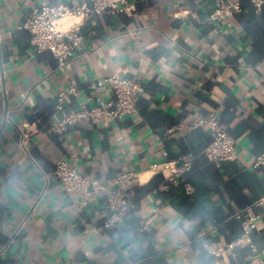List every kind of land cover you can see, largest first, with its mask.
I'll list each match as a JSON object with an SVG mask.
<instances>
[{"label": "crops", "instance_id": "obj_1", "mask_svg": "<svg viewBox=\"0 0 264 264\" xmlns=\"http://www.w3.org/2000/svg\"><path fill=\"white\" fill-rule=\"evenodd\" d=\"M61 1L86 0H0V249L25 222L0 264H261L264 166L255 164L264 155V5L258 10L242 0V12L214 21L221 0H133L128 14L85 20L78 59L61 71L52 54L36 53L22 29L34 8ZM150 43L157 46L145 51ZM113 75L144 81L138 114L86 121L63 134L50 129L63 90L78 88L65 101L69 110L99 106L112 95L105 79ZM7 112L31 133L46 172L61 159L102 180L138 172L136 208L120 226L104 229L111 212L101 193H92L86 207L53 179L40 198L45 180L17 149L19 134L3 120ZM210 112L238 138L237 160L207 159L206 128L176 130ZM177 160L191 161L192 169L176 183L153 169ZM247 208L257 217L251 235L257 252L248 244L228 249L243 235L235 215Z\"/></svg>", "mask_w": 264, "mask_h": 264}, {"label": "built area", "instance_id": "obj_2", "mask_svg": "<svg viewBox=\"0 0 264 264\" xmlns=\"http://www.w3.org/2000/svg\"><path fill=\"white\" fill-rule=\"evenodd\" d=\"M250 1L258 10L264 5V0ZM132 7L133 0H86L80 5L72 6L63 1L56 5L43 4L32 10L24 22L22 29L29 32L30 42L36 53L48 52L52 54L58 60L59 70L66 71L71 69L78 59L77 51L81 47L82 34L81 26L78 30H73L60 38H57V34L48 31L51 21L63 14L60 12L61 8L73 14H79L83 11L85 20H87L105 14H128L131 12ZM242 11V0H221L217 9L211 15V19L214 21H226ZM61 27L64 28L63 25ZM53 48L55 51L52 50ZM105 81L108 83L112 95L106 103L95 107L81 105L75 110L67 109L65 107L66 99L70 96H77L78 88L75 85H70L63 90L58 95L56 110L50 121V129L63 134L70 126L80 125L86 121L91 123L120 121L139 113V99L145 93L143 80L113 75L105 79ZM3 120L5 123L14 125L19 134L17 149L35 165L45 180L44 191L40 195V198H43L46 189L50 186L53 179L58 180L62 184L68 196L79 195L83 205L86 207L90 203L92 193H101L105 197L111 212L110 216L102 224V228L104 229L120 226L125 216L136 208L137 204L133 200L132 193L134 185L140 180L138 172L119 171L102 180L80 173L77 167L66 159L59 160L52 172H46L38 164L33 154L31 133L26 128L20 127L8 112L3 115ZM199 128H206L212 134V140L204 151L207 159L217 165L238 159L239 140L228 131L217 113L197 114L190 122L181 121L176 126V130H185L187 132H193ZM261 166H264V155L258 157L255 164L256 168ZM153 169L162 173L170 182L176 183L179 178L192 169V162H182L181 160L169 161L163 164H156L153 166ZM263 203L264 198L257 205ZM235 218L241 222L243 235L237 242L228 244L227 248L234 249L240 244H248L254 252H257V246L251 239L257 220L256 215L251 213V208H247L236 214ZM24 226L25 222L20 224L13 238L0 249V255H4L9 251L15 240L20 237ZM219 227L221 225L214 227L209 234H212ZM222 250L224 248H219L213 253L218 255ZM261 264H264V260L261 261Z\"/></svg>", "mask_w": 264, "mask_h": 264}, {"label": "clouds", "instance_id": "obj_3", "mask_svg": "<svg viewBox=\"0 0 264 264\" xmlns=\"http://www.w3.org/2000/svg\"><path fill=\"white\" fill-rule=\"evenodd\" d=\"M60 12L63 14L59 15L58 18H54L51 21V26L48 28V31L54 34H57V38L67 35L69 32L73 30H78V28L83 25L84 20H85V14L83 11H81L79 14H73L72 12H69L64 8H61ZM66 21L69 22L68 26L66 28H62L61 25H63ZM156 46L157 45L155 43H150L146 46L145 51H149L151 50V48L156 47ZM52 50L55 51L54 48ZM109 55L110 56L116 55V50L113 48L110 51ZM162 62H163V58L161 59V63ZM222 168H223V165L221 166V169ZM221 169H217V175H220Z\"/></svg>", "mask_w": 264, "mask_h": 264}, {"label": "bare ground", "instance_id": "obj_4", "mask_svg": "<svg viewBox=\"0 0 264 264\" xmlns=\"http://www.w3.org/2000/svg\"><path fill=\"white\" fill-rule=\"evenodd\" d=\"M151 174H153V173L152 172H148V173L143 174L142 177H141V181L142 182H147L149 180Z\"/></svg>", "mask_w": 264, "mask_h": 264}, {"label": "trees", "instance_id": "obj_5", "mask_svg": "<svg viewBox=\"0 0 264 264\" xmlns=\"http://www.w3.org/2000/svg\"><path fill=\"white\" fill-rule=\"evenodd\" d=\"M220 225H222V224H220ZM242 232H243V229L239 232V235H241L242 234Z\"/></svg>", "mask_w": 264, "mask_h": 264}]
</instances>
